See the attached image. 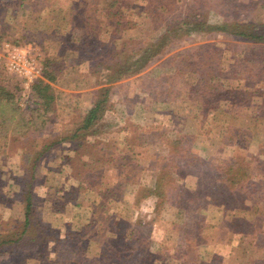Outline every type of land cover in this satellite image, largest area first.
<instances>
[{"label":"rangeland","instance_id":"rangeland-1","mask_svg":"<svg viewBox=\"0 0 264 264\" xmlns=\"http://www.w3.org/2000/svg\"><path fill=\"white\" fill-rule=\"evenodd\" d=\"M0 1L6 5V9L9 7L8 0ZM65 1L24 0L23 7L19 9H15L14 4H10L12 8L7 11L9 13L3 15L0 12V30L4 34L0 43L7 41L13 46L28 48L41 59L36 40L29 42L25 39L30 36V22L34 17L42 16L45 10L48 12L52 4L59 2L63 7ZM205 1L209 9L207 23L220 21L228 15L239 18L240 21L243 19L245 23L251 18H261L264 21L262 17L264 0ZM183 2L185 3L186 0ZM234 5L236 12L233 9ZM177 7L181 6L177 5ZM14 9L15 12H12ZM146 12L149 15L151 8L146 9ZM57 14L51 13L48 19L51 15ZM49 23L46 20V27L51 26ZM146 25L147 27L139 31L146 32L150 26L149 23ZM129 35V31L123 34L124 41L129 39ZM76 37L78 42L75 50H68V53H73L72 55L75 56L72 58L76 64L75 70L66 71V75L58 78L51 85L56 97L52 107L51 128L45 129L42 133L28 135L19 141L9 142L8 153L4 158L5 166L0 168V231L4 234L11 232L10 227L17 226L13 221L17 217L19 190L28 183L23 171L25 172L29 165L21 163L20 166V156L23 157L25 151L32 152L42 144L46 145L61 136L68 135L81 124L83 112L89 107L92 98L89 87L94 83V79L84 78V73L86 63H90L89 59L96 46V40L93 35L89 36L85 31L78 32ZM186 40H179L178 44L171 47L165 55L144 66L130 78L119 82L122 88H114L109 111L96 125L95 133L90 134L85 138L86 141L80 143L83 148L78 160L74 159L72 164H65L67 157L65 155L72 154L71 150L74 148L69 142L53 146L39 158L36 163L39 184L44 175L49 177L51 184L52 177L58 181V184L50 189L54 193L50 201L45 203L43 194H36L32 197V203L37 209L52 205L53 211L58 213L49 219L45 218V212L37 210L41 214V220L47 223L39 228L37 234L38 239L42 241L38 244V251L42 255L33 261L29 258L24 259L25 264L28 262L53 264L52 249L59 248L63 243L72 249L77 259H81V262L86 264L89 261L86 253L97 250L91 244L99 240L101 232L108 234L109 237L116 235L119 237L131 230L134 231L135 236L145 239V242L149 240L148 250L145 251L153 260H160L161 254L158 255L156 252L163 243L170 259L162 257V263L175 264L177 263L175 256L180 254L184 247L193 244L188 229L189 223H194L195 219L205 211H207L204 214L205 220L219 221L220 228L217 226L211 231L204 248H195L202 259L207 255L216 260L218 258V261L206 259L202 264L238 263L239 247L230 249L228 241L240 234L259 235L264 240V202L258 199L261 191H264V97L261 95L264 89V43L253 44L220 34H207L205 37L197 36ZM46 46L51 45L46 41ZM124 46L123 49L119 47L115 50L111 47L105 48L114 57L113 52L118 50V58L114 59H119L128 51L126 45ZM68 53L66 56L69 58ZM223 58L228 63L225 71L231 69L227 73L235 75L220 77L217 74ZM85 59L86 61L83 62ZM198 69L201 71L198 72ZM5 73L15 77L7 71ZM202 77L206 79L200 80ZM224 79H228L230 84ZM23 85L21 97H24L28 91ZM201 88L219 96L221 102L213 104L210 98L202 95L203 99L210 101L212 105L201 107V122L196 132L192 124L197 125L195 120H200V117L197 114L191 115L195 111L192 101L202 92ZM162 91L166 97L158 96ZM232 97L236 99L235 107L228 106ZM167 107L176 117H181L177 121L181 127L178 138L192 143L189 134L195 135L191 150L205 162L202 164L201 161L197 164L194 161L187 168H183L182 165V168H179L176 165L171 169L167 177L174 184L175 192L170 194L172 202L167 204V209L163 211V208L158 207L152 200L141 199V204L138 201L134 203L133 195L139 186L150 182L147 174L141 169L140 160L125 150L124 143L129 140V136L137 134L138 127L139 130L143 128L150 130L157 138L159 125L162 124L161 121L157 122V118L162 119V111ZM227 109L231 110L233 119L229 117ZM165 126L164 124L163 127ZM241 127L245 129L244 134L248 136L247 139L239 137L236 133ZM169 135L168 132V136L165 134V137ZM94 139L103 141L109 148L104 150L101 161L91 163L87 160V155L90 152L91 140ZM40 150L41 147L35 152ZM253 156L256 157V164L262 170V175L242 178L243 180L236 183L226 181L225 167L243 168L245 162ZM112 157L115 165L123 169L107 167L106 160H111ZM73 173L79 177L73 176ZM85 174L96 175V180H92L94 183L102 179V182H99L100 186L89 184L91 180L83 179ZM142 179L145 181L142 182ZM175 193L182 198L177 200ZM194 193L205 194L206 198L203 200L205 202L197 198L191 201L190 196ZM80 201L81 204L76 208L75 203ZM100 204L106 207L90 215V212L86 213L90 211L91 206L96 207ZM206 204H211L208 210ZM56 208L63 210L64 214ZM72 214L75 216L74 220L76 217L83 220L78 227L72 223L73 219L70 220L72 222L68 220L73 217ZM230 216L234 218L229 219ZM225 220H229L232 224L227 226L229 221L227 223ZM174 222L187 224L186 230L174 231L172 228ZM66 234L72 235L74 239L65 240ZM117 240L116 237L108 240L107 247L115 248L114 243ZM141 243L144 242H138L136 245ZM191 247H195V244ZM255 250L259 254L264 251L262 247L257 246ZM104 252L101 250L100 254ZM31 254L29 253L30 256ZM121 254L122 256L114 259L111 264H135L130 262V255L126 257L125 253L121 252ZM31 257L34 255L32 254ZM21 261L23 259L18 255L0 257V264H19ZM101 264H105V260H102Z\"/></svg>","mask_w":264,"mask_h":264},{"label":"trees","instance_id":"trees-1","mask_svg":"<svg viewBox=\"0 0 264 264\" xmlns=\"http://www.w3.org/2000/svg\"><path fill=\"white\" fill-rule=\"evenodd\" d=\"M23 2L24 0H8L7 5L9 7L7 9L6 5L0 3V12L3 15L9 13L7 11L12 8L10 4H14L15 9H19L23 7ZM177 5L181 7L178 8ZM233 7L234 12H236V5ZM50 8L48 12L45 10L42 16H36L31 20L30 36L26 38L22 36L29 42L35 39L39 54L42 56L40 59L41 76L30 84L24 97L20 95L23 79L16 75H14L15 77L7 75L0 64V168L5 166L4 158H6L5 156L8 153V145L11 140L16 142L28 135L42 133L45 129L51 128L52 107L56 98L51 85L58 78L66 75V71L75 70L76 64H74L72 59L75 56L72 55L73 53H68V50H75L76 42H78L76 37L78 32L85 31L89 36L93 35L96 40V46L89 59L90 63H86L84 73V78L88 79L92 77L94 83L89 87L92 92L89 107L83 112L81 124L78 127H75L68 135L61 136L46 145L42 144L32 152L25 151L23 157L20 156V166L21 163L28 164L29 168L26 167V171H23V175L28 180V183H25L19 190L20 199L17 202V217L13 221L17 223V226L10 227L9 230L11 232L8 234L0 231V257L18 255L23 259L19 264H25L24 259L29 258L30 261H33L42 255L38 251V244L42 241L38 239L37 234L39 228L47 225V223L41 220V214L37 210L45 212V218L49 219H52L58 213L53 211L52 205H45L37 209L32 203V197L36 194H43L45 203L50 201L54 196V193L50 189L52 186H57L58 184V181L54 177L51 178V184L49 177L45 175L39 184V179L36 176L37 161L53 146L66 142L73 144L74 148L71 150L72 154L68 153L65 155L67 156L66 159L64 155L62 156L66 160L65 164L69 165L73 163L74 159L78 160L83 148L80 143L86 141L85 138L87 136L95 133L96 125L109 111L114 88H122L119 83L120 81L128 77L130 78L133 74L144 68V66L165 55L171 47L178 44L179 40L187 41L186 39L197 36L205 37L207 34H220L229 35L253 44L264 43V21L261 18H251V20L245 23L243 19L240 21L239 18L228 15L220 21L207 23L206 17L209 9L205 0H186L185 3L183 0H66L63 7L62 3L58 2L52 4ZM149 8H151V12L148 15L146 9ZM15 9L12 12H15ZM51 13L58 14L56 16L51 15L48 19ZM262 17H264V14ZM46 20L50 22L51 26L46 27ZM148 23L150 26L146 32L145 30L139 31V29L147 27L146 24ZM127 31L130 33L129 39L124 41L123 34ZM1 32L2 30H0V40L4 36ZM103 37L106 38L104 39ZM46 41L51 46L47 47ZM15 44L17 45V43ZM124 45H126L128 51L126 55L119 59H114L118 58V50L113 52L115 53L114 57L105 48L111 47L115 50L122 47L123 49ZM66 53L69 54V58L66 56ZM187 59L193 61L191 58ZM85 61L86 59L83 62ZM227 65V61L223 58L219 65L221 67H219V72L217 73L220 77L235 75L234 73H227L231 69L225 71ZM191 70L193 71V69ZM197 71L201 70L198 69ZM205 79L206 77H202L200 80ZM224 80L227 84H230L228 79ZM201 90L202 92L197 94L198 97L192 101L195 111L191 115L197 114L200 117V120H195L197 125L192 124L196 132H198L200 127L202 108L212 105L210 101L203 99L202 95L210 98L213 104L221 102V98L213 94V92L206 91L203 88ZM162 92L158 94L159 97L165 96V93ZM261 95L264 97V89ZM21 102L22 104L20 105ZM228 106H236V99L234 97L230 99ZM167 108L162 111V119L157 118V122L161 121L163 126L164 124L166 125L165 127L161 126L162 124L159 125L160 129H158L157 138L151 134L150 130L147 131L144 128L143 130H139L140 127H138V130H136L137 134L129 136V140L124 143L125 150L140 160L141 169L143 173L147 174L150 182L146 184L142 183L139 186V189L133 195L134 203L138 201L141 204V199L143 201L152 200L154 204L157 203L158 207L163 208V211L167 209V204H171L172 202L170 194L175 192L173 190L175 186L168 180L167 174L176 165L179 168H187L194 161L197 164L202 161L191 150V144L194 141L193 136L195 135L188 133L192 138V143L179 139L177 135L181 132L179 131L181 127L177 121L181 117H176L169 107ZM227 112L230 114L231 110L227 109ZM157 115L159 117V113ZM229 117L233 119L234 115L230 114ZM249 117L252 119L250 115ZM168 132L170 134L169 137H165V134L168 136ZM236 133L241 138L247 139L248 137L244 134L245 129L243 127L239 128ZM98 140H91L90 152L87 155V160L91 163L93 161H101L104 150L109 148L103 141ZM40 147L41 150L35 152ZM106 161L107 167L123 169L121 166L115 165L113 157L111 160ZM256 161V157L253 156L245 162L246 164L243 168L235 166L225 167V173H223L226 176V181L236 183L243 180L242 178L248 179L257 174L262 175V170L257 166ZM204 162L202 161V164ZM72 175L77 176V178L79 177V175H75L74 173ZM150 175L153 176L150 177ZM144 177L146 179V176ZM95 178L96 175L88 176L86 174L83 177L84 180H91L89 184H93L92 180H96ZM100 181L102 182V179L96 181L94 184L100 186ZM143 181L145 180L142 179ZM34 190H37V192H34ZM175 197L177 200L182 198L176 193ZM196 198L204 203L205 201L203 200L206 198V195L194 193L190 196L191 201H195ZM258 199L264 202V191H261V196ZM81 202L75 203V207L78 208ZM206 205V210H208L211 204ZM105 207L106 205L101 204L96 207L91 206L89 208L90 211H86V213L90 212V215ZM56 210H59V208H56ZM194 210L192 209V211ZM59 212L64 214L63 210H59ZM105 212L103 211V213ZM206 212L199 215L194 223H189V234L193 238L192 243L195 244V247H191L193 244L189 247H184L181 250L182 252L175 256V261L177 262L175 264H202L206 259L209 261L212 259L216 260L212 256L208 257L209 255L207 257L203 256L204 259H202L201 255L195 250L196 247L204 248L211 231L214 228L216 229L217 226L220 228L219 221H212L213 219L211 221L205 220L204 214ZM232 218L234 216L229 217V219ZM71 219H73V222L70 221ZM74 219L75 216L73 215L68 220L77 227L83 221L79 217H76V220ZM231 224L232 222L229 221L227 226ZM186 226L187 224L183 225L176 222L172 224L174 231H185ZM71 236L66 234L65 240L70 238L73 240L74 238ZM115 237L118 239L114 243L115 248H108L107 241ZM138 242L144 243L136 245ZM147 243H149V240L145 242V239L135 236L133 230L119 237L117 235L109 237L108 234L101 232L99 240L91 244L97 250H90L86 253L89 260L86 264H101L102 260H105V264H111L114 259H119L122 256V254L120 255L121 252L125 253L126 257L130 255V262L135 264H163L162 257L167 260L170 259L162 243L156 252L157 254H161H158L160 260H153L145 251L148 250ZM228 243L230 249L235 246L239 247L240 254L238 263L236 264H264V251L259 254L255 250V246L258 248L262 247L264 250V240L259 235L240 234L234 239L232 238ZM54 248L52 249L54 256L51 260L53 264H84L81 262V259L75 257L72 249L67 247L65 243L60 245L59 248ZM101 250L105 252L100 254ZM32 251L34 257H31ZM257 256L261 257V259ZM216 261H218V258Z\"/></svg>","mask_w":264,"mask_h":264},{"label":"built area","instance_id":"built-area-1","mask_svg":"<svg viewBox=\"0 0 264 264\" xmlns=\"http://www.w3.org/2000/svg\"><path fill=\"white\" fill-rule=\"evenodd\" d=\"M0 64L8 73L23 79L26 90L42 72L40 58L34 52L7 42L0 44Z\"/></svg>","mask_w":264,"mask_h":264}]
</instances>
